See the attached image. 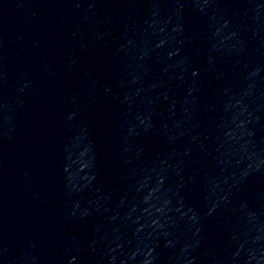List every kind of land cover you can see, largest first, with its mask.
<instances>
[{"label":"water","instance_id":"water-1","mask_svg":"<svg viewBox=\"0 0 264 264\" xmlns=\"http://www.w3.org/2000/svg\"><path fill=\"white\" fill-rule=\"evenodd\" d=\"M0 264H264V0H0Z\"/></svg>","mask_w":264,"mask_h":264}]
</instances>
